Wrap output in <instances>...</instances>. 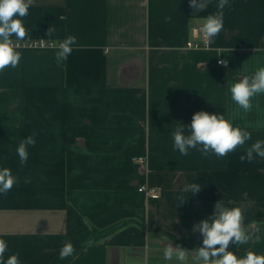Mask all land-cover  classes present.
Segmentation results:
<instances>
[{
	"label": "crops",
	"instance_id": "obj_1",
	"mask_svg": "<svg viewBox=\"0 0 264 264\" xmlns=\"http://www.w3.org/2000/svg\"><path fill=\"white\" fill-rule=\"evenodd\" d=\"M217 4L196 11L189 0H33L18 42L74 35L77 44L60 64L54 48L21 46L18 67L0 72V168L16 178L0 194L5 260L46 264L70 242L82 249L69 264H179L164 259V247L180 245L175 238L201 244L193 227L217 201L240 207L250 233L228 250L264 255V159H240L264 141V94L245 111L229 91L264 67V0H228L210 49L187 48ZM198 111L224 115L251 139L224 157L199 145L181 155L172 133L183 125L189 134ZM29 136L35 145L21 165L16 149ZM192 183L201 186L195 195L184 191ZM144 185L159 198L140 192Z\"/></svg>",
	"mask_w": 264,
	"mask_h": 264
},
{
	"label": "clouds",
	"instance_id": "obj_2",
	"mask_svg": "<svg viewBox=\"0 0 264 264\" xmlns=\"http://www.w3.org/2000/svg\"><path fill=\"white\" fill-rule=\"evenodd\" d=\"M33 0H0V72L6 68H16L21 60V53L17 50L18 41L27 38V31L23 25L22 17L28 15V9ZM208 0H189V6L196 11L206 7ZM228 0H218L217 11L206 16L200 31L203 33L206 45L210 44L214 37L218 36L224 27V8ZM170 18H166L168 22ZM55 29L49 28L46 35L51 36ZM12 37H15L14 41ZM77 44L74 35H68L63 41L52 42L56 49L55 59L58 64L68 59L73 51V45ZM226 65L227 61H221ZM231 99L245 111L251 109L252 98L258 94H264V67H260L251 77L244 76L241 80L229 85ZM189 134H185L184 126L179 125L172 133L173 147L181 155H188L189 149L199 147V151L205 156L210 152L217 157H224L243 146L251 139V134L225 118L224 115L210 114L207 111H198L193 114L191 124L188 125ZM34 146L33 136L22 140L17 149L21 165L28 159L27 147ZM258 156L264 159V141L257 140L247 150L246 155L240 157L241 161L252 162ZM16 182L9 168H0V194L7 195ZM201 186L192 183L184 188V191L197 194ZM181 201H185L180 197ZM193 231H198L202 236V246L194 251H188L180 245L173 247L168 244L164 247L165 260L175 258L179 264H188L191 255V264H264V255H256L248 252L243 258H239L229 251L230 244H244L250 239V233L245 226L243 212L240 207H227L222 201L214 205L211 216L194 225ZM8 250V244L0 239V264H20L18 254L10 255L7 260L4 254ZM75 252L74 246L69 242L60 250V259H66Z\"/></svg>",
	"mask_w": 264,
	"mask_h": 264
},
{
	"label": "built area",
	"instance_id": "obj_3",
	"mask_svg": "<svg viewBox=\"0 0 264 264\" xmlns=\"http://www.w3.org/2000/svg\"><path fill=\"white\" fill-rule=\"evenodd\" d=\"M200 29H201V26L195 27L193 29V36H192L193 38L187 42V44H186L187 48L197 49V50L210 49L211 43L206 45L203 33L200 31ZM17 43L19 44V47L29 46V47H34V48H53L51 46L52 42H48L45 40L35 41V42L29 43V44H24L21 42H17ZM263 45H264V43H263ZM221 61H223V60H220L219 64L224 65L221 63ZM226 65H227V63H226ZM145 161L146 160L144 158H140L138 160V162H140V164H143ZM139 191L146 194V196H148L149 198L156 199V198H159V196H160V192L156 188H151L147 185L141 186L139 188Z\"/></svg>",
	"mask_w": 264,
	"mask_h": 264
},
{
	"label": "trees",
	"instance_id": "obj_4",
	"mask_svg": "<svg viewBox=\"0 0 264 264\" xmlns=\"http://www.w3.org/2000/svg\"><path fill=\"white\" fill-rule=\"evenodd\" d=\"M119 228V226H114L111 229H109L108 231L104 232L102 235H100V237H98L97 239L99 240L102 236L114 231L115 229ZM177 243H179L182 247L186 248V249H196L200 246H202L201 244H195V245H191L185 241L182 240H178V239H174ZM230 248V247H229ZM82 249V248H81ZM77 250L76 252H74L71 256L67 257L66 259H60V253H55L54 255H52L46 262V264H69L72 259L74 258V256L81 250Z\"/></svg>",
	"mask_w": 264,
	"mask_h": 264
}]
</instances>
